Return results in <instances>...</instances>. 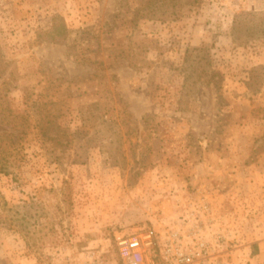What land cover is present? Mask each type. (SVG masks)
<instances>
[{
  "label": "rangeland",
  "instance_id": "rangeland-1",
  "mask_svg": "<svg viewBox=\"0 0 264 264\" xmlns=\"http://www.w3.org/2000/svg\"><path fill=\"white\" fill-rule=\"evenodd\" d=\"M0 45V134L32 123L0 264H121L199 190L233 264H264V0H0Z\"/></svg>",
  "mask_w": 264,
  "mask_h": 264
},
{
  "label": "built area",
  "instance_id": "built-area-1",
  "mask_svg": "<svg viewBox=\"0 0 264 264\" xmlns=\"http://www.w3.org/2000/svg\"><path fill=\"white\" fill-rule=\"evenodd\" d=\"M159 234L140 229L116 242L121 264H233L228 249L233 233L218 227L214 204L199 190Z\"/></svg>",
  "mask_w": 264,
  "mask_h": 264
},
{
  "label": "trees",
  "instance_id": "trees-1",
  "mask_svg": "<svg viewBox=\"0 0 264 264\" xmlns=\"http://www.w3.org/2000/svg\"><path fill=\"white\" fill-rule=\"evenodd\" d=\"M199 51L202 50L196 48L187 49L186 51L184 66L182 67V72L186 76L185 86L190 81L189 79L193 70L197 71L198 69L197 64L201 60V56L199 53L196 55L195 53ZM7 70V62L5 61L0 45V78L5 76ZM7 125L10 126L12 131L8 134H0V175L8 174L9 169L15 164V162H13L14 157L19 155L24 147H26L24 145L25 140L32 133L31 119L26 112L15 113L11 110ZM254 252H257V249L254 250Z\"/></svg>",
  "mask_w": 264,
  "mask_h": 264
}]
</instances>
